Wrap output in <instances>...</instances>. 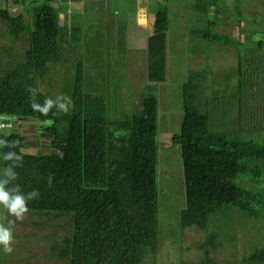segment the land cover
Instances as JSON below:
<instances>
[{
  "label": "rangeland",
  "instance_id": "374dc122",
  "mask_svg": "<svg viewBox=\"0 0 264 264\" xmlns=\"http://www.w3.org/2000/svg\"><path fill=\"white\" fill-rule=\"evenodd\" d=\"M5 1L10 10L20 8ZM76 1L65 4L82 11L72 19L77 29L71 39L62 35L58 58L46 65L36 85L47 95H66L80 61L81 88L105 96L109 118L135 110L148 91L143 85L145 36L154 10L153 16L165 12L164 78L149 87L156 98L155 248L143 251L140 264H203L204 256L215 264H244L247 254L264 245V183L252 182L249 173L236 176L235 182L254 194L251 206L223 205L208 212L202 228L180 226V157L169 136L178 128L181 84L188 79L209 130L264 141V0H105L100 6ZM53 4L58 14L64 0ZM138 5L144 10L140 22ZM25 45L24 32L11 39L0 22V72L22 57ZM12 127L23 134V151L48 149L37 120L0 113V131ZM9 220L15 217L0 208V223L12 227L14 237L11 253L0 246V264H64L46 254L52 236L67 231L63 215L28 211L22 221L9 225Z\"/></svg>",
  "mask_w": 264,
  "mask_h": 264
},
{
  "label": "trees",
  "instance_id": "16d2710c",
  "mask_svg": "<svg viewBox=\"0 0 264 264\" xmlns=\"http://www.w3.org/2000/svg\"><path fill=\"white\" fill-rule=\"evenodd\" d=\"M21 3V8L10 10L9 2L0 0L6 33L11 39L22 32L26 36L22 57L0 72V113L37 120L48 149L23 151L18 128L0 131V139L15 143L11 149L0 148V154L11 150L22 156V166L14 169L17 179L8 187L19 184L24 193L38 189L40 196L28 202L29 211L66 218V233L52 236L47 255L64 264H140L143 251L155 248L156 98L149 87L164 78L165 12L155 14L145 36L143 85L148 91L135 110L109 118L105 96L81 88L79 61L66 93L69 111L53 108L45 116L32 109L28 89H36L35 102L41 105L46 98L55 99L37 88V78L58 58L62 35L71 39L77 26L59 21L53 0ZM187 80L181 84L178 128L169 137L180 157L179 225L202 228L209 211L227 204L241 210L251 206L254 194L235 178L249 173L252 182L264 183V141L209 130L207 113L195 104L194 85ZM6 163L0 159V175ZM201 261L215 264L208 256ZM243 263L264 264V245L247 254Z\"/></svg>",
  "mask_w": 264,
  "mask_h": 264
},
{
  "label": "clouds",
  "instance_id": "9594fccd",
  "mask_svg": "<svg viewBox=\"0 0 264 264\" xmlns=\"http://www.w3.org/2000/svg\"><path fill=\"white\" fill-rule=\"evenodd\" d=\"M28 91L32 98V109L40 112L42 115L47 116L53 108H56L58 112L63 113L69 111L71 98L66 95H57L55 99L46 98L43 105H41L35 102L36 89L29 88ZM46 123L51 125L53 121L48 120ZM4 147L11 149L15 147V143L0 139V148ZM0 159L5 162H10L6 163L5 167L2 169V175H0V208L5 210L8 216L15 217V221H22L29 211L28 202L39 198V190L33 189L30 192L24 193L19 184L8 187L12 181L17 179L18 173L14 169L22 166V156L10 150L6 153L0 154ZM47 179L48 183L51 184V176ZM15 221L9 220L8 224L13 225ZM13 240L12 227L0 223V246H3L5 253L12 252Z\"/></svg>",
  "mask_w": 264,
  "mask_h": 264
},
{
  "label": "crops",
  "instance_id": "0c3cea01",
  "mask_svg": "<svg viewBox=\"0 0 264 264\" xmlns=\"http://www.w3.org/2000/svg\"><path fill=\"white\" fill-rule=\"evenodd\" d=\"M22 1L23 2H26V0H22ZM72 1L73 2L75 1V3H77L76 0H64V4H61L62 9L61 10L59 9L58 14H57L59 21H64V22L66 21V22H68V21H72L73 18H75L77 16H80V14L82 12L80 8H76V7H73V6L70 7V6H68V4H65V2L66 3L67 2L68 3H71ZM89 1H91V0H89ZM104 1L105 0H93V3H95L94 5H99L100 6V5H102V3H104ZM10 2H11L12 5H15V3H16L18 6H20V8L22 6L21 0H12V1L10 0ZM54 6H56V8H58V5L57 4H55ZM151 6L152 5H149V8H148L149 10L150 9H153L154 7L157 8L156 4H155V6H152V7ZM135 10H136V16L138 18L137 22H140L141 19L144 18V10H143L142 5H138ZM154 12H156V9L154 10ZM154 12L152 13V17H151L150 21L154 18V16H153L154 15ZM142 26L144 27V25H142Z\"/></svg>",
  "mask_w": 264,
  "mask_h": 264
}]
</instances>
